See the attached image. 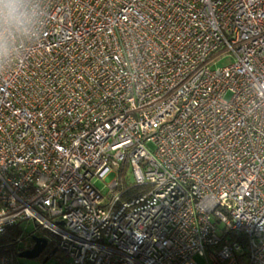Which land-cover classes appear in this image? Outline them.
<instances>
[{"label": "built area", "instance_id": "1", "mask_svg": "<svg viewBox=\"0 0 264 264\" xmlns=\"http://www.w3.org/2000/svg\"><path fill=\"white\" fill-rule=\"evenodd\" d=\"M39 5L0 74V233L32 221L67 264H264V0Z\"/></svg>", "mask_w": 264, "mask_h": 264}, {"label": "clouds", "instance_id": "2", "mask_svg": "<svg viewBox=\"0 0 264 264\" xmlns=\"http://www.w3.org/2000/svg\"><path fill=\"white\" fill-rule=\"evenodd\" d=\"M41 15L39 0H0V74L32 36Z\"/></svg>", "mask_w": 264, "mask_h": 264}, {"label": "trees", "instance_id": "3", "mask_svg": "<svg viewBox=\"0 0 264 264\" xmlns=\"http://www.w3.org/2000/svg\"><path fill=\"white\" fill-rule=\"evenodd\" d=\"M118 174L119 184L117 189H122V198L134 197L143 191V187L137 186L132 183L126 161H124L120 166ZM17 227L18 224H15L11 227L5 228L4 231L0 233V254H14V256L16 257V255L18 254V250H21L24 247L30 248L29 243H26L28 234L26 236L23 235L25 237L23 239L19 238V231ZM34 233L45 238H48L49 236V233L43 230L38 232L35 231ZM18 239H22L21 243L18 241ZM51 257L56 258L58 260V264H67L64 254L56 247L54 243L48 241V246L46 247L44 252L38 256V258L41 260V262H44V260Z\"/></svg>", "mask_w": 264, "mask_h": 264}, {"label": "rangeland", "instance_id": "4", "mask_svg": "<svg viewBox=\"0 0 264 264\" xmlns=\"http://www.w3.org/2000/svg\"><path fill=\"white\" fill-rule=\"evenodd\" d=\"M114 173L108 174L106 175L103 180L101 179H94V185L101 191L106 192L107 188H106V184H108L109 182H111V180L114 177ZM129 175H130V171H129ZM132 179V177H131ZM18 231H19V238H25L23 235H27L30 231H32L34 229V224L33 222H26V221H21L17 227ZM21 239V240H22ZM16 260L18 263L20 264H58V260L54 257H51L49 259L44 260V262H41V260L36 257V258H25V257H20L18 255H16ZM194 260L198 263V264H203V259L195 256Z\"/></svg>", "mask_w": 264, "mask_h": 264}, {"label": "water", "instance_id": "5", "mask_svg": "<svg viewBox=\"0 0 264 264\" xmlns=\"http://www.w3.org/2000/svg\"><path fill=\"white\" fill-rule=\"evenodd\" d=\"M33 244L30 248L24 249L18 253V256L25 258H36L47 245V239L38 235L32 234L30 236Z\"/></svg>", "mask_w": 264, "mask_h": 264}, {"label": "flooded vegetation", "instance_id": "6", "mask_svg": "<svg viewBox=\"0 0 264 264\" xmlns=\"http://www.w3.org/2000/svg\"><path fill=\"white\" fill-rule=\"evenodd\" d=\"M35 234V233H34ZM36 235V234H35ZM38 236H40V235H38ZM41 237V236H40ZM26 243H29V247H31L32 246V244H33V241L31 240V238L30 237H28V239L26 240ZM48 246V242H47V245L45 246V248L42 250V252L40 253V254H42L43 252H44V250L46 249V247ZM39 254V255H40Z\"/></svg>", "mask_w": 264, "mask_h": 264}]
</instances>
